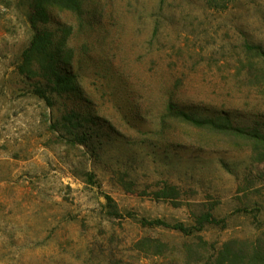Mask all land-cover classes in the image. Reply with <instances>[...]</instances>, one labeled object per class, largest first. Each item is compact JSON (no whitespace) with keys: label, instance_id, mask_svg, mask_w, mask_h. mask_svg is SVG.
I'll return each instance as SVG.
<instances>
[{"label":"rangeland","instance_id":"374dc122","mask_svg":"<svg viewBox=\"0 0 264 264\" xmlns=\"http://www.w3.org/2000/svg\"><path fill=\"white\" fill-rule=\"evenodd\" d=\"M87 8L83 25L58 18L82 95L47 107L17 73L29 0H0V264H218L225 248L264 249V155L167 111L264 135V62L251 50L264 53V0ZM204 214L217 223L191 236L140 224L196 227Z\"/></svg>","mask_w":264,"mask_h":264},{"label":"trees","instance_id":"16d2710c","mask_svg":"<svg viewBox=\"0 0 264 264\" xmlns=\"http://www.w3.org/2000/svg\"><path fill=\"white\" fill-rule=\"evenodd\" d=\"M89 1L91 0H29L28 20L33 36L30 44L21 54L17 73L29 83V93L42 100L47 107H53L54 98L73 99L82 95L79 75L75 69V51L69 45L71 29L63 26L58 18L62 12H71L76 14L83 25L84 15L91 13L87 8ZM251 50L264 62V53L259 47ZM167 111L168 117L173 122L185 124L199 131L223 135L228 140L234 138L243 142L245 146L251 145L255 150L259 149L264 155V135L259 130L237 128L232 126L227 117L219 115L203 117L194 112L179 111L172 105L168 106ZM107 201L109 215L123 218L113 201L108 197ZM216 223V219L210 214L200 216L196 220V227H185L182 223L171 224L161 220H140V224L144 227H163L185 236L200 232L205 225ZM218 258V264L236 263V261L238 264H259L264 262V249L250 244L245 249L231 253L225 248L219 253Z\"/></svg>","mask_w":264,"mask_h":264}]
</instances>
